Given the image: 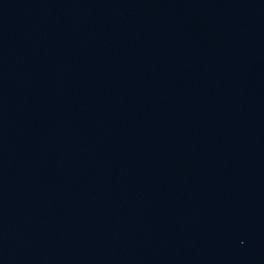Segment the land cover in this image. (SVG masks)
I'll return each mask as SVG.
<instances>
[{"label":"water","instance_id":"1","mask_svg":"<svg viewBox=\"0 0 264 264\" xmlns=\"http://www.w3.org/2000/svg\"><path fill=\"white\" fill-rule=\"evenodd\" d=\"M0 264H264V0H0Z\"/></svg>","mask_w":264,"mask_h":264}]
</instances>
